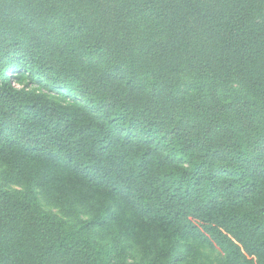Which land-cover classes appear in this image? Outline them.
<instances>
[{"label": "trees", "instance_id": "16d2710c", "mask_svg": "<svg viewBox=\"0 0 264 264\" xmlns=\"http://www.w3.org/2000/svg\"><path fill=\"white\" fill-rule=\"evenodd\" d=\"M0 164V264H264V0H0Z\"/></svg>", "mask_w": 264, "mask_h": 264}, {"label": "rangeland", "instance_id": "374dc122", "mask_svg": "<svg viewBox=\"0 0 264 264\" xmlns=\"http://www.w3.org/2000/svg\"><path fill=\"white\" fill-rule=\"evenodd\" d=\"M43 91H47L43 89ZM0 164V170H1ZM7 186L11 189H21V186L13 183H8ZM54 193L50 191L43 192L40 196L41 202L47 209L59 213V207L57 205ZM71 217V216H70ZM200 257L208 264H226L224 254L218 249H210L209 247H200Z\"/></svg>", "mask_w": 264, "mask_h": 264}]
</instances>
